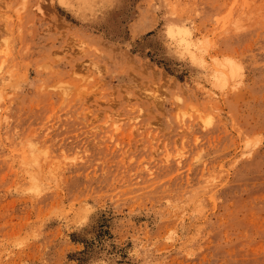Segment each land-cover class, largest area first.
Wrapping results in <instances>:
<instances>
[{
	"label": "rangeland",
	"instance_id": "obj_1",
	"mask_svg": "<svg viewBox=\"0 0 264 264\" xmlns=\"http://www.w3.org/2000/svg\"><path fill=\"white\" fill-rule=\"evenodd\" d=\"M0 264H264V0H0Z\"/></svg>",
	"mask_w": 264,
	"mask_h": 264
}]
</instances>
